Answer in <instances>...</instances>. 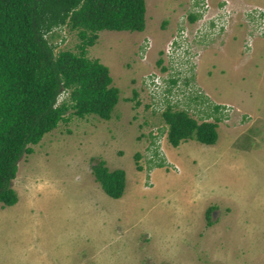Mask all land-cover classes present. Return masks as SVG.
Returning a JSON list of instances; mask_svg holds the SVG:
<instances>
[{
  "label": "rangeland",
  "instance_id": "obj_1",
  "mask_svg": "<svg viewBox=\"0 0 264 264\" xmlns=\"http://www.w3.org/2000/svg\"><path fill=\"white\" fill-rule=\"evenodd\" d=\"M219 1L208 0L211 13ZM225 1V27L198 41L203 19L184 16L188 0H144L142 30L97 32L86 54L107 66L118 100L108 119L70 115L20 156L17 200L0 203V264H264V36L242 48V11L264 0ZM175 26L179 46L167 48ZM56 31L54 52L76 50L74 30ZM151 72L176 76L166 99L197 121L212 120L213 103L231 105L217 111L213 143L166 140L144 85ZM99 159L123 169L121 196L93 178Z\"/></svg>",
  "mask_w": 264,
  "mask_h": 264
},
{
  "label": "trees",
  "instance_id": "obj_2",
  "mask_svg": "<svg viewBox=\"0 0 264 264\" xmlns=\"http://www.w3.org/2000/svg\"><path fill=\"white\" fill-rule=\"evenodd\" d=\"M144 10V0H0L2 205L16 202L11 181L17 161L23 153L32 151L31 145L38 143L45 132L60 121H67L70 115L83 117L92 113L103 119L111 116L118 88L112 84L107 66L87 56V47L95 42L101 29L142 30ZM188 19L192 21L195 16L189 14ZM64 26L75 31L76 50L54 52L53 38L59 35L56 29ZM156 63H161L160 57ZM175 79L169 76L162 87L165 106L160 116L166 124V140L173 146L189 138L213 143L220 118L219 104L213 103L205 113L212 120L197 121L184 108L172 109L166 95ZM135 96L133 90L131 98ZM151 153L156 154L154 150ZM138 155L135 152L134 158ZM162 165L161 158L149 163V167ZM90 171L108 196H121L125 184L123 169L109 170L99 159Z\"/></svg>",
  "mask_w": 264,
  "mask_h": 264
},
{
  "label": "built area",
  "instance_id": "obj_3",
  "mask_svg": "<svg viewBox=\"0 0 264 264\" xmlns=\"http://www.w3.org/2000/svg\"><path fill=\"white\" fill-rule=\"evenodd\" d=\"M188 1H189V6H187L186 9L187 12L184 14V16L192 14L196 16V20L203 19L202 21L200 20L198 26H196L192 31L194 36L197 38L196 39L197 41L198 39H200L199 38L200 30H203L205 32L210 28L211 31L219 32L222 29V27H225L228 17H230L231 15V10H229L225 0H223V3L221 2V4H218L216 6V11L213 13H211L210 11V4L208 0H188ZM242 14H243L242 26L243 25L246 26V33L244 36L242 48L249 49L251 47L252 39L254 36H264V8L259 6L256 7L253 6L251 8L244 9L242 11ZM145 44L146 45L149 44L148 38L145 40ZM170 46L171 47L173 46L171 40L168 41V43L166 44L167 48H169ZM182 49H184V47H182ZM165 52L169 53L167 49H165ZM169 76L172 77V74L169 73L162 75V74H155L153 72L143 76L144 85L145 87H147V89H149L148 90L149 96L152 100V102H150V105H155L158 107L160 106L159 108H161V110L165 106V103H161L163 102L162 96L165 95V92H162L163 90L162 87L164 88V86L166 85L165 80ZM157 103L158 105H156ZM230 109H231V105L227 102L219 104L218 110L222 113L228 112Z\"/></svg>",
  "mask_w": 264,
  "mask_h": 264
},
{
  "label": "flooded vegetation",
  "instance_id": "obj_4",
  "mask_svg": "<svg viewBox=\"0 0 264 264\" xmlns=\"http://www.w3.org/2000/svg\"><path fill=\"white\" fill-rule=\"evenodd\" d=\"M189 16V15H188ZM195 16V15H194ZM194 20H196V16H195V19ZM193 20V21H194ZM192 21V22H193ZM176 28H175V31H174V35H172L173 36V38H172V40H171V43H172V45H173V47H175V48H177L178 46H179V41L177 40V36H176V34H178L179 33V30H181L178 26H175ZM185 28H186V26H185ZM188 40H192V37H191V32H189V39ZM161 50V48H159L158 49V51H160ZM159 53H161V51L159 52ZM160 58H161V56H160ZM161 62H162V60H161ZM175 75H177V73L175 74ZM173 76V75H172ZM175 78H176V76H175ZM177 79V78H176ZM175 79V83L173 84V89H176V86H177V83H176V80ZM175 87V88H174ZM171 88V89H172Z\"/></svg>",
  "mask_w": 264,
  "mask_h": 264
},
{
  "label": "crops",
  "instance_id": "obj_5",
  "mask_svg": "<svg viewBox=\"0 0 264 264\" xmlns=\"http://www.w3.org/2000/svg\"><path fill=\"white\" fill-rule=\"evenodd\" d=\"M219 4H221L220 1H219ZM165 152H166V151H165ZM168 152H169V153H166V156H167V157H169V154L171 153V151L169 150ZM155 167H160V166H153V168H155ZM151 170H152V169H151ZM151 170H150V173H151Z\"/></svg>",
  "mask_w": 264,
  "mask_h": 264
}]
</instances>
